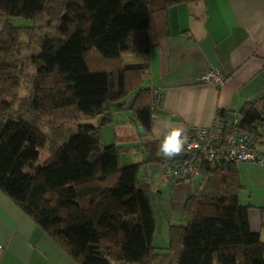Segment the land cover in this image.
Here are the masks:
<instances>
[{
  "label": "trees",
  "instance_id": "trees-1",
  "mask_svg": "<svg viewBox=\"0 0 264 264\" xmlns=\"http://www.w3.org/2000/svg\"><path fill=\"white\" fill-rule=\"evenodd\" d=\"M199 1L0 0V191L76 264H264L250 208L239 201L238 164L202 162L187 224L171 227L163 250L138 187L141 168L163 157L148 68L132 58L170 37L172 6ZM129 95L132 119L121 129L111 107ZM258 113L248 104L241 125ZM111 124L115 143L106 147L102 130ZM129 141L147 161L121 166L139 149L119 145Z\"/></svg>",
  "mask_w": 264,
  "mask_h": 264
},
{
  "label": "crops",
  "instance_id": "crops-1",
  "mask_svg": "<svg viewBox=\"0 0 264 264\" xmlns=\"http://www.w3.org/2000/svg\"><path fill=\"white\" fill-rule=\"evenodd\" d=\"M170 37L152 48L148 57L135 63L147 66L146 84L163 90L162 107L152 119V132L159 141L167 128L208 126L216 113L230 112L242 121V111L253 103L264 105V0H205L183 3L168 10ZM210 69L225 77L224 85L198 82V76ZM127 96L112 103L114 121L118 109L129 111L118 128L129 127L133 103ZM126 102V105H125ZM114 122V123H115ZM143 135V134H141ZM125 147L138 150L121 156L123 167L145 162L147 152L140 143L127 142ZM185 150L178 156H183ZM157 158L163 157L159 152ZM244 189L239 201L248 206L251 230L260 234L264 244V165L239 163ZM145 179L138 187L162 197L163 186L158 161L146 163ZM151 176V177H150ZM178 189V188H176ZM186 191V200L193 194V185ZM149 197V195H147ZM185 198V197H184ZM150 199V197H149ZM161 204V199L156 200ZM156 218L153 244L158 250L169 245L172 226H185L186 216L174 210L163 211L150 199ZM167 209L170 206L166 207ZM0 264H76L0 191Z\"/></svg>",
  "mask_w": 264,
  "mask_h": 264
},
{
  "label": "built area",
  "instance_id": "built-area-1",
  "mask_svg": "<svg viewBox=\"0 0 264 264\" xmlns=\"http://www.w3.org/2000/svg\"><path fill=\"white\" fill-rule=\"evenodd\" d=\"M198 82L220 88L225 77L216 69L198 76ZM152 118L162 107L164 93L152 88ZM255 122L242 126L230 112L216 113L208 126H189L188 144L183 156L162 158L159 162L162 179L166 182H189L201 172L202 162L217 165L226 163H255L264 165V105Z\"/></svg>",
  "mask_w": 264,
  "mask_h": 264
},
{
  "label": "rangeland",
  "instance_id": "rangeland-1",
  "mask_svg": "<svg viewBox=\"0 0 264 264\" xmlns=\"http://www.w3.org/2000/svg\"><path fill=\"white\" fill-rule=\"evenodd\" d=\"M14 23L16 25H31V21L23 20L21 18L16 19ZM137 59H138L137 57L132 58V61H136ZM132 97H133V95L127 96L125 98L126 102L131 100ZM126 102H125V105H126ZM125 113L128 114L130 112L127 110V111H125ZM125 113L122 111L121 108L118 109L115 121H119L120 122V121H123L124 119H126L124 117ZM115 124H116V122H115ZM116 125H113V124L107 125L102 130V139H103V143H104V145H106V147L115 143L114 128H115ZM119 145L123 146L124 144L120 143ZM47 158H48L47 150L41 151L38 165H41V166L44 165L46 160H47ZM144 169H145V165L140 170L142 172L141 173L142 174L141 183L148 182L145 179V175L147 174V172L145 173ZM148 183L149 184L151 183L150 179H149ZM200 184H201V176L198 175V176L194 177L189 182L176 183L174 181H170L169 185H164L163 186V190L164 191H163L162 197H157L158 194L157 193H153L150 190H149V192H147V195H149L150 199L155 202V204L157 205V207H159V209L165 208L163 210L165 212L172 210L171 209L172 208L171 206L173 205L172 204V200L174 199V210H175V212L176 213L181 212V214L184 213L183 215L186 216V219H187V213L185 211V202H186L187 196H184V195H186V191L188 189H185V188H189L190 189L191 186L193 185L194 190H196L197 188H199ZM176 188H178V189H176ZM159 198L161 199V204H158L157 201H156V200H159ZM167 206H170V208L167 209L166 208ZM164 245L166 246V248L168 247V244H164Z\"/></svg>",
  "mask_w": 264,
  "mask_h": 264
},
{
  "label": "clouds",
  "instance_id": "clouds-1",
  "mask_svg": "<svg viewBox=\"0 0 264 264\" xmlns=\"http://www.w3.org/2000/svg\"><path fill=\"white\" fill-rule=\"evenodd\" d=\"M188 144V136L186 129L180 127H172L164 130L159 137L158 151L167 159L181 154Z\"/></svg>",
  "mask_w": 264,
  "mask_h": 264
},
{
  "label": "water",
  "instance_id": "water-1",
  "mask_svg": "<svg viewBox=\"0 0 264 264\" xmlns=\"http://www.w3.org/2000/svg\"><path fill=\"white\" fill-rule=\"evenodd\" d=\"M141 131V133H142V130H140Z\"/></svg>",
  "mask_w": 264,
  "mask_h": 264
}]
</instances>
